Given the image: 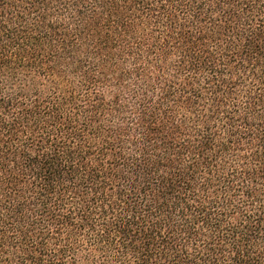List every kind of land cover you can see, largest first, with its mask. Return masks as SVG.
Masks as SVG:
<instances>
[{"label":"trees","instance_id":"16d2710c","mask_svg":"<svg viewBox=\"0 0 264 264\" xmlns=\"http://www.w3.org/2000/svg\"><path fill=\"white\" fill-rule=\"evenodd\" d=\"M0 264H264V0H0Z\"/></svg>","mask_w":264,"mask_h":264}]
</instances>
